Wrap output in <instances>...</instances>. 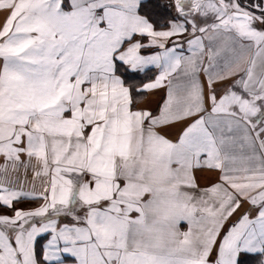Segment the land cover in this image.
<instances>
[{"label":"snow or ice","instance_id":"snow-or-ice-1","mask_svg":"<svg viewBox=\"0 0 264 264\" xmlns=\"http://www.w3.org/2000/svg\"><path fill=\"white\" fill-rule=\"evenodd\" d=\"M0 264H264V0H0Z\"/></svg>","mask_w":264,"mask_h":264}]
</instances>
